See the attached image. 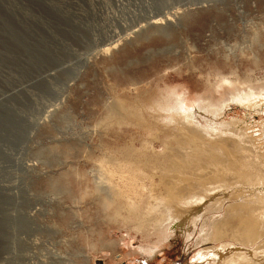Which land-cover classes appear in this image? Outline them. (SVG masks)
Listing matches in <instances>:
<instances>
[{
	"label": "rangeland",
	"instance_id": "obj_1",
	"mask_svg": "<svg viewBox=\"0 0 264 264\" xmlns=\"http://www.w3.org/2000/svg\"><path fill=\"white\" fill-rule=\"evenodd\" d=\"M220 75L264 82V0H0V264H219L205 240L225 213L204 206L163 240L153 218L122 221L100 170L125 152L143 170L159 93L198 97Z\"/></svg>",
	"mask_w": 264,
	"mask_h": 264
},
{
	"label": "bare ground",
	"instance_id": "obj_2",
	"mask_svg": "<svg viewBox=\"0 0 264 264\" xmlns=\"http://www.w3.org/2000/svg\"><path fill=\"white\" fill-rule=\"evenodd\" d=\"M176 14L154 18L149 26H173ZM119 44L108 45L103 53ZM218 84L214 92L205 91L198 97H192L185 87L161 91L149 107V113L158 118L156 136L142 145L154 158L146 159L140 171L128 160L135 158L128 152L119 159L105 157L101 186L122 203V221L133 217L141 231L149 230L144 221L153 218V234L163 235V240L180 221L193 220L204 206L225 213L221 224L213 226V238L207 235L205 242L220 244L209 246V253L219 264H264V121L255 127L252 120L264 117V82L220 75ZM236 106L244 110V120H218L228 110L236 111ZM200 112L214 117L215 122H208L221 127L207 128L199 120ZM160 133L170 134L171 139L162 140ZM156 142L163 147L161 153L154 147ZM239 246L246 249L241 251Z\"/></svg>",
	"mask_w": 264,
	"mask_h": 264
}]
</instances>
